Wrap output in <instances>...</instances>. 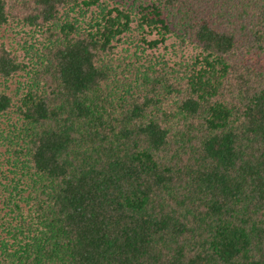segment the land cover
Returning <instances> with one entry per match:
<instances>
[{
    "label": "trees",
    "instance_id": "obj_1",
    "mask_svg": "<svg viewBox=\"0 0 264 264\" xmlns=\"http://www.w3.org/2000/svg\"><path fill=\"white\" fill-rule=\"evenodd\" d=\"M0 264H264V0H0Z\"/></svg>",
    "mask_w": 264,
    "mask_h": 264
}]
</instances>
